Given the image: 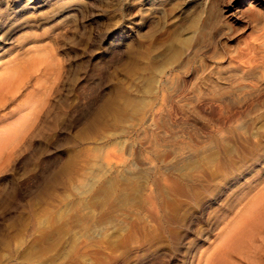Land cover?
Here are the masks:
<instances>
[{
	"label": "rangeland",
	"instance_id": "rangeland-1",
	"mask_svg": "<svg viewBox=\"0 0 264 264\" xmlns=\"http://www.w3.org/2000/svg\"><path fill=\"white\" fill-rule=\"evenodd\" d=\"M8 18L0 130L40 132L0 153V264H264V0Z\"/></svg>",
	"mask_w": 264,
	"mask_h": 264
},
{
	"label": "bare ground",
	"instance_id": "bare-ground-1",
	"mask_svg": "<svg viewBox=\"0 0 264 264\" xmlns=\"http://www.w3.org/2000/svg\"><path fill=\"white\" fill-rule=\"evenodd\" d=\"M52 1H55V0H33V2H31V4H28V3L27 4H21L19 6V8H17L16 11L9 10L7 7H3V5H2L3 3L1 4V2H0V44L2 46V48H0V51L2 49L4 50V48H5L4 46L5 45H10L12 43V41L14 40L13 39L14 34H12L11 32H2L3 31V28H5L7 22L10 21L9 18L7 19L8 16H11L13 13H16V12L23 13V12H27V11H36V10L42 9L44 7L49 6ZM10 81L11 80H8L7 79V81L5 80L4 83L8 85V84H10L9 83ZM5 84H4V86L8 87ZM11 84H12V82H11ZM24 110H25V108L22 109L20 113L22 114L24 112ZM26 118H27V116H22L21 115L19 117V120L17 121V123H12V122L10 124L7 123L6 125H4L2 127L3 130L2 131L0 130V153L3 151V149L5 148V146L8 143H11V141L15 142V138H17L19 134H22V136H20L19 139L21 138V140H23V141H28L29 140L30 142H32L33 140H35L36 138L39 137L40 129H39V125L37 124V122L39 120L38 119L39 116H36V118L34 119V121H32V123L29 126L28 130H25L24 129V124H25V122H27ZM23 129H24V131H23ZM245 168L246 169H243V170H249V169H251L250 166H246ZM223 190H224V188H219L215 192V194H221ZM220 213H222V212H220ZM220 213L219 214H216L214 217H212V222H214L215 220H217V218L220 216ZM175 242H176V246H179L180 239H178V237H176ZM235 242L238 243L239 240H237Z\"/></svg>",
	"mask_w": 264,
	"mask_h": 264
}]
</instances>
